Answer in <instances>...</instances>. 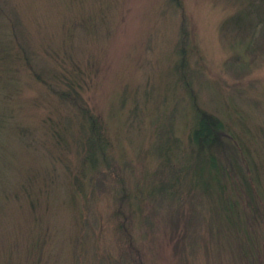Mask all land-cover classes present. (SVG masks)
I'll use <instances>...</instances> for the list:
<instances>
[{
  "label": "rangeland",
  "instance_id": "1",
  "mask_svg": "<svg viewBox=\"0 0 264 264\" xmlns=\"http://www.w3.org/2000/svg\"><path fill=\"white\" fill-rule=\"evenodd\" d=\"M79 1L0 0V264H264V49L223 26L242 0ZM192 101L231 137L220 188Z\"/></svg>",
  "mask_w": 264,
  "mask_h": 264
},
{
  "label": "trees",
  "instance_id": "2",
  "mask_svg": "<svg viewBox=\"0 0 264 264\" xmlns=\"http://www.w3.org/2000/svg\"><path fill=\"white\" fill-rule=\"evenodd\" d=\"M79 5L82 9L85 6L81 0L79 1ZM89 16L90 14L85 15V17H79L78 23L85 24ZM14 18L15 22L17 23L19 19H17V16ZM181 23L182 24L179 27L180 38L178 45L179 51L181 53L180 55L182 56L185 50L186 42L188 40V35L184 24V19L181 20ZM224 24L225 25L223 26L226 31H230L235 34L238 41L236 46H241L242 51L252 53L254 50L260 51L264 49V0H242L238 11L229 17L226 22H224ZM68 37L69 34H67V38ZM179 64V68L185 65L184 57L180 58ZM51 88L54 89L53 87ZM68 89L69 90L62 91L60 93V98L63 100H69L71 103L75 102V100L78 99L76 91L71 85L68 86ZM191 104L193 109L194 123L189 135L191 145L190 147L198 156H202V163L204 162L203 164L208 166L209 170L211 171L209 173L208 179L217 183V187H219L222 177H220L219 173L217 172L218 159L216 155L218 154L216 149L220 148L224 150L223 140L225 141V137H231L224 128V123L219 118L198 108L193 101ZM83 114L85 116L84 118L87 120H85L86 132L84 131V144L86 145L85 164L89 167H95L98 156H100V153H102L100 146L103 144L100 145V142H103V136L100 133L96 118L89 115L86 111H83ZM0 124H2L1 120ZM6 155L4 154V151L0 149L1 164H3V162L7 163ZM2 157H5L6 159ZM176 174L177 176L173 175V183L178 182L182 177L181 175L179 176L178 173ZM167 186V183L160 184V190H164L166 192L168 190ZM207 189L210 188L208 187ZM252 210V212L255 213V209L252 208ZM123 227L124 224L122 223V226H120L121 231H123ZM118 231H120L119 227Z\"/></svg>",
  "mask_w": 264,
  "mask_h": 264
}]
</instances>
